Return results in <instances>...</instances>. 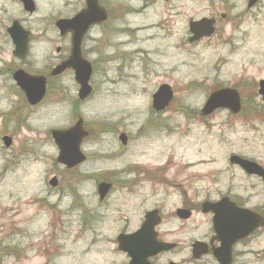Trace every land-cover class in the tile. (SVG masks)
<instances>
[{"label": "flooded vegetation", "instance_id": "af4514ba", "mask_svg": "<svg viewBox=\"0 0 264 264\" xmlns=\"http://www.w3.org/2000/svg\"><path fill=\"white\" fill-rule=\"evenodd\" d=\"M168 1L0 0V143L2 152L9 154L4 172L10 164L22 165L19 201L0 214L1 264L2 256L19 260L26 249L35 248L37 243L25 241V236L35 234L31 229L36 221L37 226L45 223L42 211L49 214L55 232L75 227L84 235L82 256L89 257L94 249L103 262L109 257V264H224L228 259L230 264H247L248 259L242 258L246 248L257 246L264 236V157L245 149L231 151L229 167L240 176H231L225 186L214 178L202 182L203 174L196 170L206 162L179 160L182 137H174L177 127L164 124L169 120L164 116L170 117L164 114L168 107L154 106V95L168 83H164V72L148 66L141 67L138 84L150 83L147 112L88 113L97 96L120 108L119 102L137 88L130 83L128 90L121 91L118 86L123 82L118 77L115 88L107 92L96 81L97 74L106 72L99 67L102 58L91 57H104L107 51L120 57L133 47L131 53L164 57V34H170L164 5L172 6ZM262 1L252 8L246 3L245 10L233 17L225 9L190 18L188 43L222 39L221 23L229 17L234 20V37L244 15ZM202 18L211 20L214 33L191 42L189 24ZM125 19L129 25L121 24ZM152 41L153 49L138 47ZM87 63L91 66L89 89L83 90L75 67L88 73ZM228 86L239 90L237 85ZM104 105L102 101L100 108ZM258 108L255 111L264 117L262 98ZM249 111L242 98L241 113L226 112L242 117ZM215 113L197 116L207 121ZM42 146L51 157L42 171H34L25 161ZM233 155L262 169L250 173L230 161ZM19 158L22 163L15 162ZM204 174V180L212 176V172ZM249 227L251 232L242 237ZM139 231L144 236L138 241L127 239ZM120 240L129 242L120 245ZM72 249L54 242L43 252L48 256L46 264L61 261Z\"/></svg>", "mask_w": 264, "mask_h": 264}, {"label": "rangeland", "instance_id": "374dc122", "mask_svg": "<svg viewBox=\"0 0 264 264\" xmlns=\"http://www.w3.org/2000/svg\"><path fill=\"white\" fill-rule=\"evenodd\" d=\"M168 2L179 8H172L169 4L164 5V23L169 20L170 30V34H164V57L131 53L134 47L120 57L112 51H107L104 57H97L96 54L91 57L95 61L102 58L103 64L99 67L104 66L106 72L102 76L97 74L96 81L102 82L101 87L106 88L107 92L109 88H115L113 83L119 81L118 77H121L120 81L123 82L118 86L121 87V91L128 90L130 83H136L137 88L127 100L119 102L120 108L115 107L116 103L112 105L102 98L103 95L97 96L96 100H99L91 102L88 113L99 110L102 114H113L117 109L121 113L147 112L150 83L147 82L145 87L138 85L141 82L139 71L141 67L148 66L154 71L164 72V83H168L174 91V99L164 111V114L170 116L168 118L164 116V120L169 119L164 121V124L172 128L177 127V133L173 135L177 139L182 137L179 145L183 148L178 147L177 150L180 151L177 154L181 156L179 160L195 161V163L199 159L205 160L206 163L199 167L201 169L196 170L203 174L202 182L209 183L214 178L216 183L220 181V184L225 186L231 176H240L237 171L229 167L227 159L229 152H241L245 149L249 154L264 157V117L255 111L256 108L259 109L258 105H261L256 83L264 79V0L258 7L244 15L241 29L234 37H232L234 20L230 17L244 11L247 0H213L212 3H206L204 0H169ZM225 9H229L230 17L228 22L221 23L224 27L222 39L216 37L211 42L198 45L188 43L187 22L190 18L196 19L215 14V11L221 13ZM125 20L121 24L129 25L130 20ZM148 23L149 21L145 25ZM155 46L153 41L148 45H138L150 49ZM119 67H121L120 71L117 70ZM158 80L162 79L158 77ZM228 85L239 87L243 101L247 102L248 108L252 111L246 116L230 117L228 112L221 110L207 121L199 119L197 115L200 114L208 95L218 87ZM102 101L105 103L104 108H100ZM106 103L111 104L106 105ZM42 139L43 137L36 138L35 141ZM1 146L0 143V214L3 209L13 208L16 201H19L21 191L17 182L22 174L21 164L17 166L10 164L4 172L7 165L5 155L8 157L9 154L3 153ZM45 148L47 149L42 146L37 149L33 153L34 157L25 161L31 163L34 171H42L46 166L45 163H48V158L51 157L49 150L45 151ZM15 162L22 163L23 160L19 158ZM209 172H212L213 177L209 174L204 180V173ZM42 212L47 216L45 223L42 224L41 221L38 227L36 221L34 228L31 229L35 234L25 236V241L37 243L35 248L26 249V254H23L19 260L13 255L2 256L3 264H46L48 256L43 252L56 241L66 243L67 246L72 245L73 249L71 254L69 252V255L61 261L49 264H109V257L103 262L94 249L89 252V257L82 256V248L85 247L84 235L81 236L75 227L69 228L65 233L59 230L55 232L53 226L49 225V214L46 211ZM1 243H4V239L0 230ZM260 247L262 249H258ZM246 251L242 258L248 259L247 264H264V236L259 239L257 246H249Z\"/></svg>", "mask_w": 264, "mask_h": 264}, {"label": "water", "instance_id": "95a60500", "mask_svg": "<svg viewBox=\"0 0 264 264\" xmlns=\"http://www.w3.org/2000/svg\"><path fill=\"white\" fill-rule=\"evenodd\" d=\"M257 0H250L249 5L251 6L253 3H255ZM91 9V8H90ZM207 20H201L199 22H194L192 23V30L195 32L194 28H201L203 26H206ZM212 31H201V35H206L209 36L211 35ZM77 70V76H78V81L83 83V90L88 88L87 82L89 80L91 71L90 69L88 70V73L81 69L80 66L75 67ZM260 93L264 96V81L260 82ZM155 98V106L158 109L165 108L166 106L169 105L170 101L173 98V92L170 89L169 86L164 85L157 94L154 96ZM217 108H228L230 109L233 113H237L240 110V96L235 89L231 88H222L219 90H216L212 92L202 110V114H209L213 112ZM80 158V155H79ZM244 167L248 169H252L254 167V163L248 162L245 160L237 159ZM136 237H139V234L136 235Z\"/></svg>", "mask_w": 264, "mask_h": 264}]
</instances>
